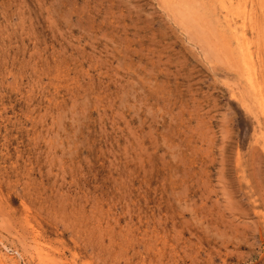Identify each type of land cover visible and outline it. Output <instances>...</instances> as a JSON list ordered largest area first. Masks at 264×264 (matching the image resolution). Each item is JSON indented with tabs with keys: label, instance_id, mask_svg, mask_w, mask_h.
Instances as JSON below:
<instances>
[{
	"label": "rangeland",
	"instance_id": "obj_1",
	"mask_svg": "<svg viewBox=\"0 0 264 264\" xmlns=\"http://www.w3.org/2000/svg\"><path fill=\"white\" fill-rule=\"evenodd\" d=\"M0 264H264V0H0Z\"/></svg>",
	"mask_w": 264,
	"mask_h": 264
}]
</instances>
